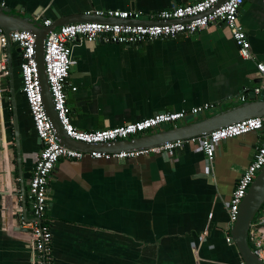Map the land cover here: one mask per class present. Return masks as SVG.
<instances>
[{
    "label": "crops",
    "instance_id": "0c3cea01",
    "mask_svg": "<svg viewBox=\"0 0 264 264\" xmlns=\"http://www.w3.org/2000/svg\"><path fill=\"white\" fill-rule=\"evenodd\" d=\"M195 1L0 0V4L28 12L41 7L38 17L54 20L55 14L91 10L147 14ZM238 21L253 61L242 60L227 30L216 26L131 47L76 40L70 46L72 65L64 83L71 126L77 131L108 129L211 104L202 113L206 116L241 102L243 94L252 95L260 85L254 64L264 66V0H244ZM16 48L10 43V69L0 50L6 72L0 70V264H30L27 232L17 224L30 219L22 198L40 149L20 92ZM261 139L257 131L219 142L211 166L192 143L170 154L150 153L122 162L87 156L58 159L48 178L44 212L53 264H242L234 246L224 241L230 230L226 204ZM202 174L210 176L209 181Z\"/></svg>",
    "mask_w": 264,
    "mask_h": 264
},
{
    "label": "built area",
    "instance_id": "2783aa9c",
    "mask_svg": "<svg viewBox=\"0 0 264 264\" xmlns=\"http://www.w3.org/2000/svg\"><path fill=\"white\" fill-rule=\"evenodd\" d=\"M243 1L197 0L183 5H172L168 9L147 14L118 10L94 13L95 16L110 20L114 19L120 22L137 20L148 22L150 25L79 22L54 28L47 34L44 41L42 58L53 110L63 133L75 142L89 145L108 144L134 138L162 126H173L187 115L207 112L212 107L211 104H203L190 109L188 112L157 113L138 122L126 123L113 128L77 131L70 124L69 112L65 106L64 83L72 65L70 46L76 40H82L87 43L101 42L131 47L155 40L173 39L180 35L191 36L209 26H216L227 30L236 53L242 60L253 61L246 34L238 21V10ZM42 24L48 26L49 21L44 20ZM6 40L19 49L20 92L25 100L33 131L40 142V149L34 159L27 186L26 199L30 219L27 221L20 219V228L26 230L30 245V264H53L50 227L44 218V212L48 178L58 159L80 160L84 156L93 160L135 159L150 153L170 154L185 144L192 143L203 153L206 164L211 166L213 152L219 142L260 131L262 133L261 142L250 163L239 176L226 204L228 224L230 227L232 226L245 192L254 176L264 165V116L241 120L207 135L175 141L155 149L85 154L60 145L44 113L34 61V41L31 35L18 31L4 34L0 29V50L4 48ZM4 62L5 59L1 56L0 70L3 75L6 74ZM254 69L260 80V85L254 88L252 92L255 96L261 93L264 96V66L261 63H255ZM74 90V88L71 89L72 92ZM224 241L226 244L232 245L229 235L225 236ZM247 241L251 252L264 264V209L259 210L251 220L247 230Z\"/></svg>",
    "mask_w": 264,
    "mask_h": 264
},
{
    "label": "water",
    "instance_id": "95a60500",
    "mask_svg": "<svg viewBox=\"0 0 264 264\" xmlns=\"http://www.w3.org/2000/svg\"><path fill=\"white\" fill-rule=\"evenodd\" d=\"M41 7L36 10L28 12L24 8L10 9L0 4V29L4 34L9 32L18 31L25 32L31 35L34 41V61L36 67L37 81L39 86V94L44 113L51 124L55 137L58 143L64 147L79 151L82 153L102 152V153H117L120 151H140L155 149L164 144L172 143L175 141L188 140L194 137L207 135L224 126L245 120L248 118L264 116V96L262 93L257 97L252 94H243L242 100L235 105L220 110L211 115L202 116L201 113L197 115H187L181 122L173 126H164L139 135L128 140L115 141L108 144H84L75 142L69 139L62 131L58 122L56 113L53 110L52 100L49 93L46 75L43 65V44L47 34L54 28L71 23L79 22H106L110 24H119L120 21L114 19H107L100 16H95L93 10L89 14H70L59 17L55 14L54 20L49 21L48 26H43L42 22L45 18L38 17L41 15ZM124 22V21H122ZM126 22V21H125ZM131 25H150L148 22L133 21ZM10 43L6 40L3 48L7 59L9 55ZM18 52L19 49L16 48ZM21 83V79H20ZM253 93V92H252ZM13 97L11 93V106H12V128L13 138L16 149H18V136L16 131V121L13 117ZM122 162L123 160H118ZM201 178L209 181L210 176L202 174ZM22 197V196H21ZM23 207L24 199L22 198ZM25 209V207H24ZM264 209V165L254 176L251 184L249 185L244 197L242 198L236 213L235 221L229 230L230 242L234 246L242 264H262L261 261L251 252L247 241V230L253 217L259 210ZM24 221H27L24 219ZM17 227L20 226L17 224ZM23 231L26 232L25 229ZM28 259L30 263V245L28 242Z\"/></svg>",
    "mask_w": 264,
    "mask_h": 264
},
{
    "label": "flooded vegetation",
    "instance_id": "af4514ba",
    "mask_svg": "<svg viewBox=\"0 0 264 264\" xmlns=\"http://www.w3.org/2000/svg\"><path fill=\"white\" fill-rule=\"evenodd\" d=\"M26 196H27V190H26V193L24 194V198H23V199H24V203H26V205H27V209H28V211H29Z\"/></svg>",
    "mask_w": 264,
    "mask_h": 264
},
{
    "label": "rangeland",
    "instance_id": "374dc122",
    "mask_svg": "<svg viewBox=\"0 0 264 264\" xmlns=\"http://www.w3.org/2000/svg\"><path fill=\"white\" fill-rule=\"evenodd\" d=\"M162 127H164V126H162Z\"/></svg>",
    "mask_w": 264,
    "mask_h": 264
}]
</instances>
